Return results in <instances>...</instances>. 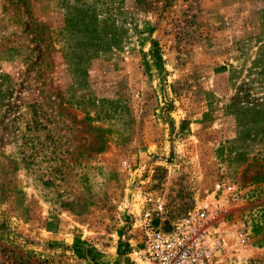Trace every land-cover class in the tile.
<instances>
[{"label": "rangeland", "instance_id": "rangeland-1", "mask_svg": "<svg viewBox=\"0 0 264 264\" xmlns=\"http://www.w3.org/2000/svg\"><path fill=\"white\" fill-rule=\"evenodd\" d=\"M224 185L214 264H264V0H0V264H138Z\"/></svg>", "mask_w": 264, "mask_h": 264}, {"label": "built area", "instance_id": "built-area-1", "mask_svg": "<svg viewBox=\"0 0 264 264\" xmlns=\"http://www.w3.org/2000/svg\"><path fill=\"white\" fill-rule=\"evenodd\" d=\"M241 197L242 190L235 185H224L214 201L189 207L186 199L176 207L159 195L140 224L143 237L138 243V264H214L228 238L247 235L245 225H227L222 217Z\"/></svg>", "mask_w": 264, "mask_h": 264}, {"label": "trees", "instance_id": "trees-1", "mask_svg": "<svg viewBox=\"0 0 264 264\" xmlns=\"http://www.w3.org/2000/svg\"><path fill=\"white\" fill-rule=\"evenodd\" d=\"M153 45L156 47H153L151 48V55L155 58H158V54H157V51H158V47L156 46V43H153Z\"/></svg>", "mask_w": 264, "mask_h": 264}]
</instances>
